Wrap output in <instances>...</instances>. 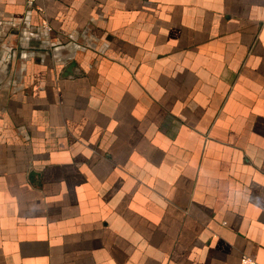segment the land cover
I'll use <instances>...</instances> for the list:
<instances>
[{"label": "crops", "instance_id": "crops-1", "mask_svg": "<svg viewBox=\"0 0 264 264\" xmlns=\"http://www.w3.org/2000/svg\"><path fill=\"white\" fill-rule=\"evenodd\" d=\"M0 264H264V0H0Z\"/></svg>", "mask_w": 264, "mask_h": 264}, {"label": "clouds", "instance_id": "clouds-1", "mask_svg": "<svg viewBox=\"0 0 264 264\" xmlns=\"http://www.w3.org/2000/svg\"><path fill=\"white\" fill-rule=\"evenodd\" d=\"M238 195H240V194L238 193Z\"/></svg>", "mask_w": 264, "mask_h": 264}]
</instances>
